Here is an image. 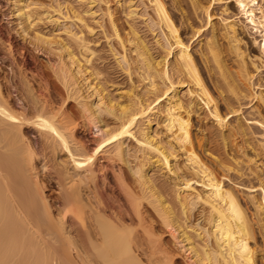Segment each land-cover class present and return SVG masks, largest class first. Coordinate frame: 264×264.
I'll use <instances>...</instances> for the list:
<instances>
[{
  "label": "bare ground",
  "instance_id": "bare-ground-1",
  "mask_svg": "<svg viewBox=\"0 0 264 264\" xmlns=\"http://www.w3.org/2000/svg\"><path fill=\"white\" fill-rule=\"evenodd\" d=\"M115 1L127 18L142 16L150 31L158 30L154 36L159 51L134 24L129 22V31L123 33L110 0H86L84 13L73 7L63 12L58 3L50 6L55 14L34 11L35 0H12L20 31L13 34L0 27V48L6 53L0 59V264H177L181 256L186 264H260L264 188L260 198L248 193L246 201L255 211L256 228L247 203L223 179L243 167L217 159L223 172L219 175L195 150L192 119L207 113L218 126L229 127L230 134H221L223 147H229L231 136H246L241 125H227V116L238 113L233 103L246 99L247 83L254 72L264 69V36L258 53L251 55L237 22L225 20L220 30L238 63L235 76L217 42L219 30L211 26L200 57L219 99L207 87L170 13V5L178 8L180 0H170V5L165 0H139L144 6L141 14L139 1ZM191 3L194 10L201 8L196 1ZM236 3L245 22L264 35L263 5L257 0ZM202 9L209 18V6ZM43 15L69 40L39 30H31L35 40H28ZM85 15L101 27L133 82L124 101L95 82L99 74L91 70L95 51L84 33H97ZM69 21L79 22V30H73ZM17 35L24 39L22 44ZM34 50L48 56L67 97L59 101L54 97L47 72L32 65L37 62ZM134 75L146 84L144 90L135 85ZM258 98L264 105L262 92ZM69 99L76 100L84 120L69 111ZM220 101L226 113L220 110ZM109 121L118 127L110 129ZM33 130L40 141L31 138ZM116 161L128 166L132 184L129 174L116 168ZM155 169L160 176L150 174ZM157 228L172 238L178 253L170 250Z\"/></svg>",
  "mask_w": 264,
  "mask_h": 264
},
{
  "label": "rangeland",
  "instance_id": "rangeland-1",
  "mask_svg": "<svg viewBox=\"0 0 264 264\" xmlns=\"http://www.w3.org/2000/svg\"><path fill=\"white\" fill-rule=\"evenodd\" d=\"M35 1L37 5L39 4L38 5L39 7L33 4L32 9L34 11L48 9L50 10L52 14H55V12H53L54 8L50 6H53L56 8L58 3L62 4L63 12L70 11L71 10L70 8L73 7V9L84 13V10L88 8L86 0H39V1L35 0ZM110 1H112L109 3L112 9L115 11L116 15L120 17L119 22L121 26L124 27L123 33L126 34L129 31V25H128L129 22L134 24L135 27L139 29L140 34L142 36L144 35L143 37L146 40V42L149 45H151L153 48L155 47L154 50L159 51V47L156 43V37L154 36L155 33H158V30H156L155 33L150 31L146 25V22L144 21V18H142V16H138L133 19L127 18L125 13L122 12V7H119V5L116 3L115 0H110ZM136 1L138 2L139 0H136ZM147 1L148 0H145V2ZM194 1H196V3H198L201 6V8L194 10V8L192 7L191 0H180L182 5H180V7L178 8L171 6L169 4L170 0H165L166 5H170V13L175 23L179 27L180 35L182 39L187 44L190 45V49L193 52L195 58L197 59L198 66L200 68V71L202 72L201 74L203 76L205 83L207 84V87L213 93V96L220 99L219 97L220 93L218 92L219 90L217 89L215 84H213L214 83L213 79L207 74L205 65L202 63L203 61L200 57L201 50L205 48L204 47L205 45L203 43L206 44V42L211 37V33H212L211 26H214L215 28H217V30L220 31V32L218 31V34H217V40H218L217 42L219 43V47L221 49L222 56L225 60V63L227 64L229 70L233 72V75L236 74L235 76H237V72H238V66H237L238 63H237L235 56L229 53L228 39L225 38L224 35H222V30H220L223 28V23H225V20L226 19L235 20L237 22L238 33H240V37H242L243 39L244 48L247 47L248 53H250L251 55H253L254 53L255 54L258 53V49L260 45L259 43L262 42L264 35H261L259 32H256L252 28V26H250L249 24H247V22H245L246 19L244 18L242 14H240L238 7H236L237 0H217V1L194 0ZM257 1L259 2V4H261L259 6L262 7L263 5L262 8L264 10V0H257ZM137 4H139L138 9L140 11V14L143 13L144 12L143 4H141L140 1ZM96 5L97 6L94 9H98V3H96ZM202 6L203 7L209 6V9H208L209 18L207 17L205 10L202 9ZM69 14H72V12H70ZM16 15L17 14L15 13V7L13 6L12 0H0V27H2L3 29L5 28L6 31L12 30L14 34V30L17 31L20 29L18 25L19 20ZM42 17L43 18L45 17L44 20L40 21L37 25H35L33 29H30V31L39 30L43 32L44 35L46 34L50 37H52V34H57L59 38L61 39L65 38V40H69L67 38V35H65V33L62 31V28L60 26L56 25L53 22H49L46 19V15H43ZM85 18H86V21L92 27H94V32L97 33V35L96 34L90 35L87 32L84 33L86 38L90 40V45L92 49L95 51V54L93 55L94 57L92 59V68H91V70H93L94 72L97 71L99 73L97 76H95L96 77L95 82H98L106 90L105 92H109L112 97H115V99L118 98L119 101L121 100L124 101L125 95L126 93L129 92L128 90H130V87L133 82L128 77L127 73L120 67L117 61V57L110 50L109 43L107 39L104 37V35L102 34L101 27H99L98 23H96L95 20L90 15H85ZM70 24L73 30L75 31L79 30L80 28L79 22L75 21L72 23V21L71 22L69 21L68 25ZM30 31H29V35H27L28 37H26L28 40L32 38L31 36L34 33ZM195 32L196 34H194ZM16 39H17V42L20 44L24 42V39L21 38L19 35H17ZM32 39L35 40L34 38ZM113 42L114 40L111 41V43ZM71 47H73L75 51L77 50L75 49L76 47L74 46V44H72ZM1 48H0V59L1 57L6 56L4 49L3 48L1 49ZM38 51L39 50H36V51L34 50V54L36 55L37 62L36 63L32 62V65H35L36 67H39L45 72H47L46 74L48 75V80L51 83V85L54 87V90H53L54 97L58 101L61 100V98L63 99L67 97L66 90L62 86V83L57 79V77H55L54 72H52L53 70H51L52 68H50V64L48 63L49 60L47 58L48 56L42 51H39V52ZM53 51H55L56 53L57 50H53ZM77 55L78 57H80L79 54ZM260 72H254L255 74H254L253 80L249 84L247 83L246 90L248 91L246 92L248 96L246 97V99H244L245 101L244 100L240 102L235 101V103H233L234 105V106L232 105L233 109L235 111H238V113L237 112L231 113V115L229 114L227 116V121H228L227 125H230V126L231 125L232 126L241 125L243 128H246L245 129L246 136L244 137L243 136L240 137V135L231 136L230 141H229L230 142L229 147H223L224 145L221 139V134L224 131L226 135L230 134L229 133L230 131L228 129L229 127L227 128L225 127L226 128L225 129V128L218 126L217 123L213 120V118L207 115V113L201 114L203 117L201 115L199 116L196 115L192 119L193 142H194L193 145L195 147V150L198 151L197 153H199L206 161H208L207 163L211 167H214L215 169L217 168L219 170L218 171L219 175H222L223 172L220 169V167H218L217 165V159L229 160L231 162L230 164L231 167H234L235 165L233 164H235L236 162L240 164V165L238 164L239 168L243 167L241 168L242 170H239L240 172L238 171L236 172L235 170H233L232 176H230L228 179L226 177H223V179L225 178L224 179L225 183L235 188V191L239 194V196L240 197L242 196L241 198L243 199V201L247 203V205L245 204L244 205L245 207L247 206L249 217L252 220V222L256 225V228L258 227V224H257L258 222H257L256 216L254 213L255 211L253 207L251 206V204L246 201L248 198V193L255 195L257 198H260L259 196H261L262 194V187L264 188V164H263L264 163V147H263V144H264L263 143L264 142V105L261 104L262 102L258 98L261 92L264 95V69ZM10 75H12V72L10 73ZM215 76L217 77L218 74H215ZM133 77H134V82L136 83L135 85L139 87L138 89L144 90L146 84L142 81H138L137 75H134ZM184 92L185 90L182 91V93ZM219 103L221 104L220 110L222 109L221 111L226 113L227 109L222 104V101H220ZM68 105H69V108H68L69 111L73 112L74 117L78 121L84 120L82 119V116L79 114L80 112H79L76 100L69 99ZM206 115L208 117H206ZM108 126L110 129L112 128L116 129V127H118V124L116 122L114 123L113 121H109ZM85 134H89V131H86ZM30 136L33 140L35 139V141H40V138L39 136H37L36 131L34 130L31 131ZM243 141H245L244 142L245 144H242ZM110 146L111 145L105 148L106 152L109 151ZM241 146L242 148H240ZM230 148L232 150H230ZM65 157L66 155L64 154L61 155L62 159H65ZM133 160L134 158L130 157L131 165H133V163L134 165L136 164V162ZM44 162L45 161H43L40 166H42ZM47 164L49 165V163ZM115 165H116V168H122L129 174L128 182L132 184L133 183L132 181L134 180L131 179L133 178V176L129 172L128 166L124 162H120V161H116ZM41 170H42V167H41ZM49 170H51V173H52V169H49ZM241 171H244V172H241ZM239 173L240 174L246 173V175L245 176L243 175L242 176L243 178H242L240 177ZM150 174L151 175L155 174L158 176L161 175L159 172H157L156 169L154 171H151ZM235 175L236 176L239 175L240 179L239 177H237L238 179L235 178L236 177ZM161 179H164V177H161ZM242 180L244 181L242 182ZM249 186L251 187L253 186L254 188H249ZM145 206L153 210L151 206L146 205V204ZM158 232L163 236L164 240L167 242V246L170 247V250L173 248L172 252L178 253L179 249H177L176 246L172 244L173 243L172 238L168 234H166L165 230L164 229L162 230V228L161 229L159 228ZM258 239H259V245H260L259 249H264V243L262 241V238L259 237ZM263 254H264V251H263ZM258 259L260 260L259 261L260 264H264V259L261 258V256H259ZM176 260H177L176 261L177 264H186L182 256L177 257Z\"/></svg>",
  "mask_w": 264,
  "mask_h": 264
}]
</instances>
